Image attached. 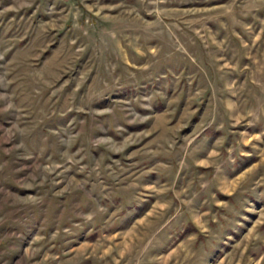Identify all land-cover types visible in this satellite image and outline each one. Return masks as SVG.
Masks as SVG:
<instances>
[{"label": "rangeland", "instance_id": "obj_1", "mask_svg": "<svg viewBox=\"0 0 264 264\" xmlns=\"http://www.w3.org/2000/svg\"><path fill=\"white\" fill-rule=\"evenodd\" d=\"M0 264H264V0H0Z\"/></svg>", "mask_w": 264, "mask_h": 264}]
</instances>
